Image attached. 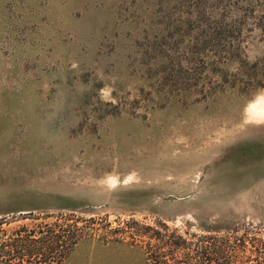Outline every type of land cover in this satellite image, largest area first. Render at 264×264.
Wrapping results in <instances>:
<instances>
[{
  "label": "rangeland",
  "instance_id": "rangeland-1",
  "mask_svg": "<svg viewBox=\"0 0 264 264\" xmlns=\"http://www.w3.org/2000/svg\"><path fill=\"white\" fill-rule=\"evenodd\" d=\"M1 218L77 225L62 264L264 241V0H0Z\"/></svg>",
  "mask_w": 264,
  "mask_h": 264
},
{
  "label": "trees",
  "instance_id": "trees-1",
  "mask_svg": "<svg viewBox=\"0 0 264 264\" xmlns=\"http://www.w3.org/2000/svg\"><path fill=\"white\" fill-rule=\"evenodd\" d=\"M5 222L1 218L0 226ZM69 225L58 221L40 222L31 229L26 224L20 225L17 237H0V264L30 258L46 264H62L83 238L77 225L76 229H70ZM188 234L155 230L150 236L154 244L149 243L146 252L151 264H264L263 240L248 242L245 236L231 239L187 231Z\"/></svg>",
  "mask_w": 264,
  "mask_h": 264
}]
</instances>
